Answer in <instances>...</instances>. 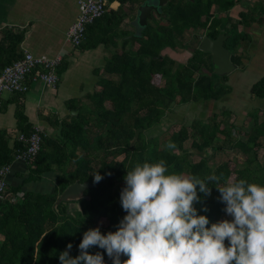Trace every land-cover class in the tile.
I'll return each instance as SVG.
<instances>
[{"label": "trees", "instance_id": "16d2710c", "mask_svg": "<svg viewBox=\"0 0 264 264\" xmlns=\"http://www.w3.org/2000/svg\"><path fill=\"white\" fill-rule=\"evenodd\" d=\"M120 3L124 4L125 0ZM213 5L220 11H230L234 0H168L161 8L160 20L153 13L152 22L142 30L145 39L137 40L136 46L123 40L121 51H115L107 59L105 74L99 82L102 88L89 95L90 102L81 107L76 105L79 101L69 102L72 110H80L79 116L70 117V121L60 125L57 123L55 131L61 129L60 135L43 137L42 150L30 165V175L24 181V184L38 182L43 175L58 170L57 187L51 192L25 191L21 195L24 185L10 187V194L0 198V264H60L59 254L69 242L73 245L70 255L79 254L78 245L89 228L99 227L103 234L116 231L126 214L120 204L124 176L137 163L164 159L170 172L195 174L202 179L223 174L221 185L241 178L264 185V162L259 157L260 149H264V122L259 121L258 112L252 113V127L243 136H232L233 126L227 123L229 112L223 111L224 123L216 122L217 113L207 122L197 119L167 137L163 146L159 137H145L147 131L161 124L166 112L175 105L217 100L229 93L230 88L224 83L227 76L214 72L210 54L196 47L187 63L179 64L163 54L168 48H191L200 40L202 31L212 39L225 34L228 35L225 46L232 52L231 59L240 66L242 58L236 51L243 37L237 34L238 26L229 28L231 21L227 16H212ZM121 12L120 6L116 10L107 6L103 16L87 26L86 41L80 48L87 50L100 44H114L115 28L124 17ZM101 21L106 24L103 28L99 27ZM192 31L195 33L188 40L187 34ZM23 37L22 33L10 29L3 32L0 73L22 57L19 45ZM230 41L232 47L227 46ZM204 67L212 70V74L205 72ZM66 69L63 62L58 70L60 77ZM12 94L18 99L26 95ZM252 94L264 100V76L252 87ZM17 121L20 134L30 137L32 127L21 106ZM137 130L139 134L133 141ZM218 135L223 136L229 150L244 158L241 164L210 165V156L205 155L207 148L212 154L224 152L223 145L214 144ZM190 140L191 147H185ZM169 141L175 143V149L166 148ZM23 149V144L18 141L12 144L7 132L0 130V168L13 162L16 152ZM191 149L201 154L199 162L191 160ZM97 172L103 179L85 191L87 197L54 206L67 186L76 180L94 183ZM209 188V195L198 192L201 199L195 204L198 214L208 216V227L227 216L218 189L211 183ZM97 220H103L104 224L99 225ZM97 251L103 253L106 264H112L105 250L89 249L93 254ZM125 259L126 256L121 258Z\"/></svg>", "mask_w": 264, "mask_h": 264}, {"label": "clouds", "instance_id": "9594fccd", "mask_svg": "<svg viewBox=\"0 0 264 264\" xmlns=\"http://www.w3.org/2000/svg\"><path fill=\"white\" fill-rule=\"evenodd\" d=\"M175 147L172 141L166 145ZM222 175L202 179L170 172L164 159L137 163L124 176L120 204L126 214L117 230L103 234L99 227L89 228L79 254L70 255L69 242L60 264H106L102 252H89L93 247L105 250L112 264H264V185L243 178L221 185ZM102 179L97 172L93 182ZM209 183L231 217L210 227L208 216L195 207L198 192L210 194Z\"/></svg>", "mask_w": 264, "mask_h": 264}, {"label": "crops", "instance_id": "0c3cea01", "mask_svg": "<svg viewBox=\"0 0 264 264\" xmlns=\"http://www.w3.org/2000/svg\"><path fill=\"white\" fill-rule=\"evenodd\" d=\"M30 1L31 0H0V39L3 37L5 29L22 33L24 37L19 45V50L22 54L24 51H28L34 56L49 59L57 57L58 55H63V62L66 64L67 69L60 77L59 85L55 88L43 82H33L29 84L30 89L28 93L21 99H18L17 95L12 93H7L6 95L2 94L0 97V130L7 132L12 144L14 141H18V136L21 135L17 127V112L20 106L28 119V124L32 127V132L34 129L38 128L46 137L54 134L58 135V132L61 133V129L55 131L57 130V128H55L57 127V123L60 125L63 121H70V117L77 118L79 116L80 110H72L69 102L79 101V104L77 103L76 105L81 107V104L83 105L90 102L89 95H92L102 88L99 82L105 74L103 69L107 59L112 54L111 49L113 48L114 51H121L122 41L129 40L128 38L130 36L138 32L131 26V22L136 16L137 7L143 3L144 0H125L124 4H121L120 0H110L112 3L109 8L116 10L120 6L121 13L124 16L123 21L115 28L117 35L114 36V44H100L93 49L87 50L82 48L76 49L88 62L91 59L90 52L94 50L98 53L101 51L102 56L105 57V61L102 65L93 70L95 79L92 92L91 90H85L88 76H84V65H80V60H69L73 50L65 46L69 44L67 42V36L65 38V35H67L66 33L69 27L76 21L79 14L77 6L78 0H37V3L35 0H32V4ZM34 7H37L39 13L42 12V16L37 18L35 22H30V17H28L27 14H24L23 19L18 18L19 11L21 13H28L31 9L34 11ZM65 10L71 14V19L69 20L71 24L67 28L62 29L57 23H53V20H58L60 14ZM13 14H16V17H14ZM47 14H51L50 19ZM212 16H217L219 18L227 16L231 21L229 23V28L230 25L238 26L237 34L243 37V39L238 44L237 50H246L249 34L260 37L264 33V0H234V5L230 11H220L217 5H213ZM40 23L48 26V32L45 30L40 32L38 30ZM140 32L142 33V31ZM121 34L126 35L123 37ZM204 36L205 34L202 31L201 37ZM35 37L37 41H35ZM143 39H145L144 36ZM137 40L134 43L129 41L131 45L134 46ZM195 47H197V44ZM178 51L184 53H178ZM164 54H167L180 63H186L190 57V55H188L185 59L186 52L183 48H177V50L168 48L164 51ZM99 69H101V71L100 74L97 75ZM108 104V106H110V103ZM76 112L78 113L77 117L72 115V113ZM29 167V165L21 161L12 163L11 172L7 177V191H9L10 187L16 188L24 185L23 192L19 194L21 195L25 191L51 192L57 187L59 180L58 170L48 172V174L43 175L42 179L38 182L24 184V181L30 175ZM9 194L10 191L8 195Z\"/></svg>", "mask_w": 264, "mask_h": 264}, {"label": "rangeland", "instance_id": "374dc122", "mask_svg": "<svg viewBox=\"0 0 264 264\" xmlns=\"http://www.w3.org/2000/svg\"><path fill=\"white\" fill-rule=\"evenodd\" d=\"M35 2L37 3V0H35ZM30 3L32 4V0L30 1ZM111 3L112 2H109L108 0L109 6H111ZM24 14H27V16L30 17L29 21L32 23L33 21L35 22L37 18L42 16V12L39 13V11H37V7H34V11L31 9L28 13H21L19 11L18 18L23 19ZM13 16L16 17V14H13ZM47 16L49 19L51 18V14H47ZM70 19L71 14H69V12L65 10L60 14L58 20H53V23H57L62 29H64L71 24V22H69ZM158 20H160V18ZM136 22L137 21L135 17L131 22V26L135 28L136 31H139L141 30V28L136 25ZM105 25V21H101L99 27L103 28ZM38 30L40 32L44 30L48 32L49 28L43 23H40L38 26ZM194 33L195 32L193 31L188 33L186 38L189 40L192 37V34ZM35 41H37L36 37ZM247 41L248 46L246 47V50L239 49L236 51V53L242 58V64L240 66H237L238 68L233 73L227 75V81L225 80L224 82L230 88L228 91L229 93L226 96H221L217 100H199L196 102L191 101L186 104L175 105L173 109H170L166 112V116L164 117L161 124L147 131L145 133V137L147 139H150L152 137H159V142L163 146L167 137H169L173 133L179 132L183 126L189 127L197 119L207 122L209 119L212 118L213 113H217L218 117L216 119V122L221 121L222 123H224V116L222 115L223 111L229 112L230 116L227 123L229 126H233V128L231 129L233 137L237 135L243 136L250 131V128L252 127V113L258 112L259 121L264 122V100H259L255 98L254 94H252V87H254V85L258 83L264 76V33L260 37H256L254 36V34H249ZM110 44L113 43L110 42ZM196 44L197 42H195V45ZM65 46L73 50L71 58H69V60H80V65H84V76H88V82L85 85V90H91L92 92L95 79L93 70L96 67L102 65V63L105 61V57L102 56L101 51H99L98 53L96 50H94L90 52L91 59L88 62L87 59H84V57L81 56V53L78 50L74 49L70 44H67ZM227 46H231V41L227 43ZM182 51H178V53H184ZM185 52L186 59V56L191 55V51ZM111 53H115L113 48L111 49ZM176 62L178 64L180 63L179 61ZM205 71H208V69L205 68ZM7 93L8 92H3V95H6ZM107 105L109 104L107 103ZM191 142V140L187 141L185 147L190 148ZM214 144L223 145L224 152L216 151L213 154H209L210 165L212 167H214L220 162L231 164H241L243 162L244 158L238 152L231 151L228 149V145L225 144L222 135H218V138L214 142ZM192 152L193 154H191V160L193 162H199L201 159V154L191 149V153ZM259 157L261 161L264 162L263 148H261L259 151ZM119 158L122 159V157L120 156ZM74 206L78 207L79 205L74 204ZM225 218L231 219V217L228 216H224L222 219ZM96 222L99 225L104 224L103 220H97ZM1 242L2 237L0 236V243ZM122 257L124 256L122 255L121 258Z\"/></svg>", "mask_w": 264, "mask_h": 264}, {"label": "built area", "instance_id": "2783aa9c", "mask_svg": "<svg viewBox=\"0 0 264 264\" xmlns=\"http://www.w3.org/2000/svg\"><path fill=\"white\" fill-rule=\"evenodd\" d=\"M78 17L67 31V42L79 49L86 41V28L95 20L101 18L109 7L108 0H78ZM64 61L63 55L54 58L37 57L28 51H24L22 57L7 65L0 73V97L3 92L26 94L29 84L43 82L53 88L60 83L59 68ZM43 133L40 129H34L30 137L21 134L18 142L24 149L17 151L13 162L21 161L31 165L42 150ZM12 162V163H13ZM12 163L0 168V198L8 189L7 177L11 172ZM6 193V192H5Z\"/></svg>", "mask_w": 264, "mask_h": 264}, {"label": "water", "instance_id": "95a60500", "mask_svg": "<svg viewBox=\"0 0 264 264\" xmlns=\"http://www.w3.org/2000/svg\"><path fill=\"white\" fill-rule=\"evenodd\" d=\"M168 2V0H144L137 7L136 11V25L141 28L135 35L130 36L128 39L134 43L137 39H143L140 31L148 26L149 21H152V14L155 13L159 18L162 16L161 8ZM228 40L227 35L221 34L217 39H211L208 36L202 37L199 43V50L202 52L210 53L212 55V62L214 64V72L218 75L224 76L233 73L238 67L232 61V52L226 48L225 42ZM78 116V113H72ZM140 130L135 132L133 141L136 140ZM60 135V132H58ZM206 156H209L211 149H206ZM97 183L90 181L81 182L76 180L74 183L67 186L60 198L55 201L54 206L57 207L61 202H76L80 199L87 197L85 191L91 187L96 186ZM9 191L5 193L7 196Z\"/></svg>", "mask_w": 264, "mask_h": 264}, {"label": "flooded vegetation", "instance_id": "af4514ba", "mask_svg": "<svg viewBox=\"0 0 264 264\" xmlns=\"http://www.w3.org/2000/svg\"><path fill=\"white\" fill-rule=\"evenodd\" d=\"M205 36H207V35H205ZM204 36V37H205ZM209 37V36H208ZM202 37L200 36L199 37V39H201ZM191 39V38H190ZM212 39V38H211ZM199 43H200V40L198 41V43H197V48L199 49ZM196 47H195V44H193V46L191 47V48H183L185 51H188V52H190L191 51V55H190V57H189V59L193 56V54H194V49H195ZM227 48V47H226ZM206 53V52H205ZM208 54H210V53H208ZM211 55V54H210ZM209 57V55H206V58H208ZM172 58V57H171ZM211 58H212V55H211ZM188 59V60H189ZM175 60V59H174ZM187 63V62H186ZM213 63V62H212ZM205 68H207L208 69V71H210V72H208V71H205ZM205 72H207V73H209V74H212V70H210L208 67H204V69H203ZM213 70H214V64H213Z\"/></svg>", "mask_w": 264, "mask_h": 264}]
</instances>
